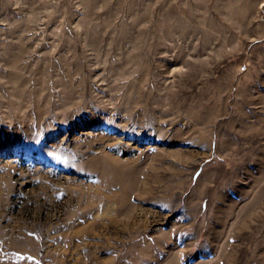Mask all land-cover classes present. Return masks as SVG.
<instances>
[{"label":"rangeland","instance_id":"374dc122","mask_svg":"<svg viewBox=\"0 0 264 264\" xmlns=\"http://www.w3.org/2000/svg\"><path fill=\"white\" fill-rule=\"evenodd\" d=\"M0 264H264V0H0Z\"/></svg>","mask_w":264,"mask_h":264}]
</instances>
